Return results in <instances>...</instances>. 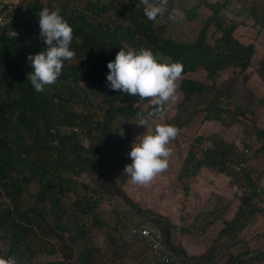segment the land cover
Listing matches in <instances>:
<instances>
[{"label":"trees","instance_id":"16d2710c","mask_svg":"<svg viewBox=\"0 0 264 264\" xmlns=\"http://www.w3.org/2000/svg\"><path fill=\"white\" fill-rule=\"evenodd\" d=\"M183 1L168 5L176 10ZM232 1L229 15L230 0H193L183 10L186 20L200 6L209 13L191 39H182L170 32L172 20H148L140 0H22L25 10L0 27V258L16 264H264V233L250 240L243 235L264 218V121H257L264 92L257 96L241 79L253 67L264 81V55L252 65L254 44L236 34L246 18L264 32V0ZM44 7L59 10L72 27L76 55L54 84L36 92L28 56L45 51L38 18ZM120 48L148 49L160 63L183 65L181 96L164 124L180 134L201 115L223 126L241 123L243 137H250L241 148L217 132L193 137L177 172L184 192L202 167L230 175L236 190L216 194L214 205L189 222L178 225L142 206L124 187L135 116L153 117L148 101L142 107L138 96L108 87L107 64ZM229 68L236 78L225 87L219 78ZM198 70L205 80L187 76ZM145 223L160 229L171 260L157 261L138 235ZM214 225L216 236L208 239ZM185 237L202 248L190 251Z\"/></svg>","mask_w":264,"mask_h":264},{"label":"clouds","instance_id":"9594fccd","mask_svg":"<svg viewBox=\"0 0 264 264\" xmlns=\"http://www.w3.org/2000/svg\"><path fill=\"white\" fill-rule=\"evenodd\" d=\"M14 1V0H11ZM19 4L12 12L10 23L16 10L24 11L25 5ZM143 5V13L150 21H156L168 12V0H140ZM178 15L173 9L169 13V20H175ZM39 36L45 44V51L35 55H29L28 61L34 69L28 74V80L36 92H43L45 87L54 84L62 73L65 61L75 58V51L70 46L73 40V29L59 14V10L42 8L38 13ZM13 37L18 33L12 32ZM109 72L106 80L108 87L114 91H122L125 94L138 96L140 100H148L152 106L149 113L153 118L163 121L166 115V105L177 99L179 88L177 81L183 72V65L176 63H160L153 52L148 49L136 51L120 48L114 61L107 64ZM140 125L148 122L140 119ZM124 130L119 133L123 136ZM179 135V129L168 124H158L154 134L140 136L139 143H133L128 156L132 163L124 168L131 183L146 186L158 174L168 168V158L172 149L168 147L170 142ZM0 264H16L12 258H0Z\"/></svg>","mask_w":264,"mask_h":264},{"label":"rangeland","instance_id":"374dc122","mask_svg":"<svg viewBox=\"0 0 264 264\" xmlns=\"http://www.w3.org/2000/svg\"><path fill=\"white\" fill-rule=\"evenodd\" d=\"M104 4H109L110 0H101ZM193 0H184L180 5L179 9H176L178 15L175 20H172L174 23H170L168 27L170 32L179 36L182 39H191L198 27V22L200 17H204L209 13V10L205 6H200L198 8L197 16L192 20H186L184 17V8L190 6ZM115 3V1H113ZM174 9V6L168 5V12H166L162 17H157L155 21L157 25L164 24L165 21L169 20V13ZM236 7L233 5V1L230 0V6L227 13L230 15L235 11ZM235 16V15H234ZM237 19H242V16L236 15ZM237 29L236 34L245 42H251L255 46V55L252 59V65L256 64L259 59L264 55V32L258 31L256 27L252 25V20L246 18ZM187 76L197 77L199 79L205 80V75L202 70H198L196 73H190ZM236 78V75L233 73L232 69H225L222 71L219 80L222 81L225 87L231 86L232 80ZM242 82L253 90L257 96H261L264 92V81L258 76L253 67H249L241 76ZM179 81V80H178ZM177 81V82H178ZM176 101L169 102L166 105L165 118L168 117L175 109L176 103L181 96V92L177 89ZM148 100H142L139 104L142 107H145ZM165 118L163 121L151 118L150 120H145L140 116H135L134 120V141L133 143L140 142V136L144 134H154L155 128L158 124H164ZM140 119H143L148 122V127L146 125H140L138 122ZM259 123L264 121V110H262L261 115L257 119ZM241 123H234L230 126L219 125L217 122L208 120L203 121L201 115L197 116L189 126L183 127L181 133L178 135V139L172 140L168 147L172 149V154L168 158V168L158 174L148 185H134L131 183L130 176L128 181L125 183L124 187L128 194L133 197L135 200L139 201L144 207H152L157 212L168 216L170 219L174 220L178 225L181 223L184 218L181 219V215H186L183 213V205H186V210L191 212L188 214L189 217H193V214L200 209H209L216 202V194H218L213 189L225 194L232 196L233 192L236 190L231 183L229 182L230 175H225L223 173L215 174L213 170L203 169L202 175L200 178L203 180L199 181L198 185H195L194 196H196L195 202H188L187 199H184V192L180 182L176 179L177 170L180 167L182 159L188 149L189 143L193 140V137L197 133L208 134V133H219L225 140L235 142L239 148L242 147L244 138L247 140L250 137H243L240 130ZM83 143H86L87 140L84 138ZM204 146L208 145L207 142L203 143ZM132 163V162H131ZM209 172V173H208ZM215 174L216 176H214ZM218 181L220 186L215 185ZM264 185V178L261 180ZM222 184H225L226 187H229V190L222 189ZM28 186V185H27ZM31 187V186H29ZM203 190V192H202ZM194 203V204H193ZM126 207L125 205L119 206V208ZM192 208V209H191ZM110 210V209H109ZM188 222V221H187ZM213 226L206 233L208 239H212L216 236V228ZM257 231L264 233V218L258 217L252 224L248 225L247 229L244 230L243 235L245 239H251L254 237ZM185 243L190 251H199L202 247L194 239H188L185 237ZM111 257V253L109 252ZM103 257L110 258V257ZM117 257V255H114ZM45 258H49L45 255ZM126 258V257H125ZM128 259V258H126ZM129 261V260H128Z\"/></svg>","mask_w":264,"mask_h":264},{"label":"built area","instance_id":"2783aa9c","mask_svg":"<svg viewBox=\"0 0 264 264\" xmlns=\"http://www.w3.org/2000/svg\"><path fill=\"white\" fill-rule=\"evenodd\" d=\"M18 4L20 9H22L23 6L20 0H0V25L9 22L12 12L17 8ZM137 232L151 248L157 261L167 262L172 259V253L165 247L162 233L157 226L145 223L137 229Z\"/></svg>","mask_w":264,"mask_h":264},{"label":"crops","instance_id":"0c3cea01","mask_svg":"<svg viewBox=\"0 0 264 264\" xmlns=\"http://www.w3.org/2000/svg\"><path fill=\"white\" fill-rule=\"evenodd\" d=\"M209 169V170H212V169H210V168H206V167H202L201 169H200V171H199V173L197 174V175H195L190 181H189V190H188V192L187 193H185L184 192V190H183V187H182V190H183V192H184V199H187V201L188 202H195V199L194 198H196V196H194V191H195V185L197 184L198 185V183H199V181H201V180H203L202 178H200L201 176H204V175H202V171H203V169ZM177 172H178V170H177ZM214 172V171H213ZM209 173V172H208ZM216 175L217 174H219V173H216V172H214ZM215 174H213L214 176H216ZM226 175V174H225ZM176 179L178 180V178H177V173H176ZM230 182V181H229ZM215 185H217V186H220L219 185V183H218V181H216V183H215ZM222 189H224V190H229V187L227 186L226 187V185L225 184H222ZM214 191H216L218 194H223V193H221V192H219V191H217V190H215V189H213ZM202 192H203V190H202ZM225 195V194H224ZM227 196H229V195H227ZM194 204V203H193ZM147 207V206H146ZM152 208V207H151ZM192 209V208H191ZM155 210V209H154ZM183 210H185L183 213H185L186 215H181V219L182 218H184V217H186L184 220H185V222H189L190 220H191V218L192 217H189V215L188 214H191V212H188L187 210H186V205H183ZM156 211V210H155ZM194 215V214H193ZM183 220V221H184ZM174 221V220H173ZM175 222V221H174ZM180 222H182V221H180ZM194 239V238H192V237H188V239ZM184 241H185V239H184Z\"/></svg>","mask_w":264,"mask_h":264}]
</instances>
